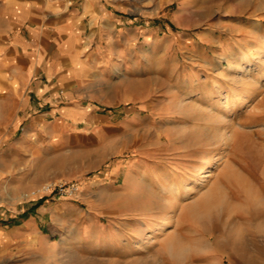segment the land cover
I'll return each mask as SVG.
<instances>
[{
	"label": "rangeland",
	"instance_id": "374dc122",
	"mask_svg": "<svg viewBox=\"0 0 264 264\" xmlns=\"http://www.w3.org/2000/svg\"><path fill=\"white\" fill-rule=\"evenodd\" d=\"M152 8L148 42L113 75L117 102L99 110L102 164L16 189L7 152L28 121L0 127V264H264V0ZM47 182L80 192L27 196Z\"/></svg>",
	"mask_w": 264,
	"mask_h": 264
},
{
	"label": "crops",
	"instance_id": "0c3cea01",
	"mask_svg": "<svg viewBox=\"0 0 264 264\" xmlns=\"http://www.w3.org/2000/svg\"><path fill=\"white\" fill-rule=\"evenodd\" d=\"M155 3L0 0V127L28 121L25 134L7 152L13 153L9 171L16 189L86 176L102 164L113 142L99 110L117 102L113 75L118 63L131 61L126 49L148 42L150 22L159 17ZM131 94L125 92L123 100H131ZM5 170L0 168V177ZM121 170L115 168L114 174ZM132 172L127 171L118 196L132 191Z\"/></svg>",
	"mask_w": 264,
	"mask_h": 264
},
{
	"label": "built area",
	"instance_id": "2783aa9c",
	"mask_svg": "<svg viewBox=\"0 0 264 264\" xmlns=\"http://www.w3.org/2000/svg\"><path fill=\"white\" fill-rule=\"evenodd\" d=\"M80 192L78 182H47L29 192L27 196L40 197L46 193H55L60 196L75 197Z\"/></svg>",
	"mask_w": 264,
	"mask_h": 264
},
{
	"label": "bare ground",
	"instance_id": "6f19581e",
	"mask_svg": "<svg viewBox=\"0 0 264 264\" xmlns=\"http://www.w3.org/2000/svg\"><path fill=\"white\" fill-rule=\"evenodd\" d=\"M262 50H264V49H262ZM149 264V263H148Z\"/></svg>",
	"mask_w": 264,
	"mask_h": 264
}]
</instances>
